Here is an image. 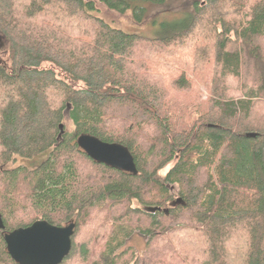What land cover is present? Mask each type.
<instances>
[{"label":"trees","instance_id":"1","mask_svg":"<svg viewBox=\"0 0 264 264\" xmlns=\"http://www.w3.org/2000/svg\"><path fill=\"white\" fill-rule=\"evenodd\" d=\"M98 1L154 35L94 0H0V264H17L4 236L40 220L76 225L62 264H264V0ZM82 135L128 148L138 174ZM135 232L141 255L121 251Z\"/></svg>","mask_w":264,"mask_h":264},{"label":"water","instance_id":"2","mask_svg":"<svg viewBox=\"0 0 264 264\" xmlns=\"http://www.w3.org/2000/svg\"><path fill=\"white\" fill-rule=\"evenodd\" d=\"M251 136L255 137L254 134ZM77 144L93 161L123 172L138 174L132 153L125 146L82 135ZM178 203H183L178 199ZM5 226L0 216V229ZM76 225L56 226L46 220L35 222L4 236L8 253L17 264H62L72 250Z\"/></svg>","mask_w":264,"mask_h":264},{"label":"rangeland","instance_id":"3","mask_svg":"<svg viewBox=\"0 0 264 264\" xmlns=\"http://www.w3.org/2000/svg\"><path fill=\"white\" fill-rule=\"evenodd\" d=\"M96 3V8H97V13L96 15L99 18H102L105 22H107L109 25H111L112 27L122 30L128 34H139V35H146V36H153L154 34L152 33L153 31H155V29L152 31V26L147 25V24H140V23H136L133 21L132 19V13L129 12L128 14L125 15H121L117 12H114L110 9H108L104 4H102L100 1L98 0H94ZM177 17V15H175V13H164L161 17V19H171V18H175ZM2 51V50H1ZM202 82H205L202 83ZM208 82V78H203V81H199L196 83V85H198V92L194 95L191 96V99L193 100L194 98L196 99V103L199 105H202L199 112L203 113L205 107H206V101L209 97V94L205 88L206 83ZM200 92H201V96H200ZM189 100V96L184 98V101ZM190 110H194L191 106H190ZM63 125L65 126L64 131H72L73 127H72V123L70 121V119L68 118V112L65 113L64 119H63ZM61 138V137H60ZM46 158V156H41V157H37L34 160H25L22 158H16L15 160H13L11 163H9L6 167V169H14V168H18V167H22V166H28V167H32L34 165H37V162L40 163L42 160H44ZM171 169V166L166 168L163 173H167L169 170ZM178 190L175 189L174 194L177 195ZM147 242H148V238L145 237L143 234H141L140 232H135L132 233L128 239L126 240L123 248L121 249V251L123 250H128V249H132L135 251L136 254L141 255L147 247ZM239 244V241L235 243ZM241 248L240 245L238 248ZM235 256H230L231 258L233 257V259L235 260V262L233 261V264H239V259H238V253L234 252ZM234 253H230L233 254ZM228 254V253H227ZM229 257V254H228ZM229 257V258H230ZM236 257V259H235Z\"/></svg>","mask_w":264,"mask_h":264}]
</instances>
